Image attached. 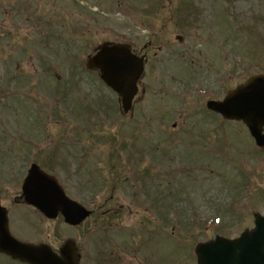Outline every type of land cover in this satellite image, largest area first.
I'll return each mask as SVG.
<instances>
[{"label":"rangeland","instance_id":"374dc122","mask_svg":"<svg viewBox=\"0 0 264 264\" xmlns=\"http://www.w3.org/2000/svg\"><path fill=\"white\" fill-rule=\"evenodd\" d=\"M72 1L77 0H58L54 7L55 0H46L48 18L60 22L52 32L24 37L15 30L7 39L4 28L0 32V38L10 43V47L4 42L0 46V96L8 93V87L13 95L5 103L6 114L0 116L11 136L3 139L0 126V142L16 146V142H31L37 147L34 152H40L13 150L6 156L18 161L26 158L27 163L7 162L5 172L39 163L53 169L69 190H77L82 203L109 199L112 173L120 183H127L125 187L134 185L131 194L122 189L115 192L119 204L134 201L138 192L147 203L148 192L154 195L161 190L162 196L171 198L172 210L161 212L160 219L153 211L132 208L126 210L124 221L122 217L117 221L134 233L135 245L149 238V248L159 261L154 258L157 262L152 264H197L198 243L217 234L235 235L244 230L243 225H250L254 212H264L263 152L256 151L242 124L225 123L205 107L208 100H221L250 75L264 73V0H177L171 4L156 0L153 12H146L148 5L139 3L142 0L137 4L136 0H82L77 1L80 8ZM140 6L145 8L142 15ZM68 20L83 28L73 33L64 28ZM154 32L157 45L152 56L163 48L148 67L151 91L140 95L134 119L123 118L116 96L94 73L79 70L90 54L86 42L121 39L130 33L134 42L139 38L141 43ZM177 35L185 38L184 45L175 43ZM155 66L166 84L162 96L154 90L159 86L153 81ZM90 102L96 105L93 114H99V119L89 117L94 107ZM82 107L90 112L83 114ZM113 135L120 147L128 146L119 157L120 150L108 144ZM127 156L141 157L139 171L155 170L151 173H156L157 180L150 177L140 185L132 176L126 180Z\"/></svg>","mask_w":264,"mask_h":264},{"label":"flooded vegetation","instance_id":"af4514ba","mask_svg":"<svg viewBox=\"0 0 264 264\" xmlns=\"http://www.w3.org/2000/svg\"><path fill=\"white\" fill-rule=\"evenodd\" d=\"M46 9L43 0H0V32L4 28L7 35L12 36L18 29L19 16H25V30H37L44 26ZM75 26L79 29L78 24ZM132 48L145 58L148 65L150 52L154 50L153 43L149 42L139 49L132 44ZM67 193L71 197L75 195L72 191ZM113 202L111 198L105 204H96L95 201L86 204L92 213L89 220L78 226H70L62 216L50 221L28 205L22 188H0V206L6 211L10 234L25 243L50 246L60 257L61 264H152L141 254L139 244L131 243L135 247L129 244L124 232L126 227L121 226L123 222L114 219L124 216L126 207L130 211L141 206H120ZM33 222L40 224L32 227L30 224ZM48 222L58 226L49 228ZM0 264L28 263L0 252Z\"/></svg>","mask_w":264,"mask_h":264},{"label":"water","instance_id":"95a60500","mask_svg":"<svg viewBox=\"0 0 264 264\" xmlns=\"http://www.w3.org/2000/svg\"><path fill=\"white\" fill-rule=\"evenodd\" d=\"M127 48V47H126ZM126 48L103 47L102 51L89 60V67L100 69L102 78L118 92L123 100L125 110L131 107L137 87L136 83L142 72V66ZM211 109L221 113L227 119L243 121L255 137L259 146H264V76L251 78L245 85L239 86L228 94L222 103H213ZM43 177H41L42 179ZM29 179L25 189L29 187ZM42 182V181H41ZM41 182H34V189L28 194L30 203L36 205L49 217H56L58 206L66 217V221L74 224L83 220L87 214L77 220V213L83 210L80 206L69 209L62 206L64 193L53 184L43 186ZM44 188L50 189L45 191ZM264 221V219H262ZM259 233L252 235L245 233L236 241L217 238L216 241L200 245L197 254L200 264H238L242 259L245 264H251L254 253L257 252V262L264 261V226L259 225ZM262 231V232H261ZM0 244L4 245L3 241ZM8 251L17 258L33 264H46L44 259L34 258L37 249L17 242L10 245ZM51 259L50 256H46Z\"/></svg>","mask_w":264,"mask_h":264}]
</instances>
